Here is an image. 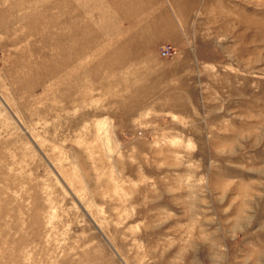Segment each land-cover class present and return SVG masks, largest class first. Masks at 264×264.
Returning a JSON list of instances; mask_svg holds the SVG:
<instances>
[{"label":"rangeland","instance_id":"374dc122","mask_svg":"<svg viewBox=\"0 0 264 264\" xmlns=\"http://www.w3.org/2000/svg\"><path fill=\"white\" fill-rule=\"evenodd\" d=\"M0 264H264V0H0Z\"/></svg>","mask_w":264,"mask_h":264},{"label":"built area","instance_id":"2783aa9c","mask_svg":"<svg viewBox=\"0 0 264 264\" xmlns=\"http://www.w3.org/2000/svg\"><path fill=\"white\" fill-rule=\"evenodd\" d=\"M163 54H164L165 56L170 57V56H173V55L175 54V50H174L173 47H171V46L164 47V48H163Z\"/></svg>","mask_w":264,"mask_h":264}]
</instances>
